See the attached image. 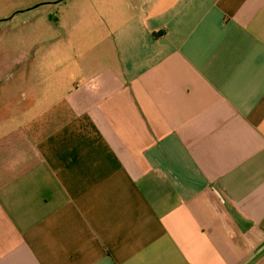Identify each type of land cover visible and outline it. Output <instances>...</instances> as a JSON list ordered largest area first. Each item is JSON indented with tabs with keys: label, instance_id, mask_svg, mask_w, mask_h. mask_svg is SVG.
<instances>
[{
	"label": "crops",
	"instance_id": "obj_1",
	"mask_svg": "<svg viewBox=\"0 0 264 264\" xmlns=\"http://www.w3.org/2000/svg\"><path fill=\"white\" fill-rule=\"evenodd\" d=\"M91 17L79 81L0 95V264H264V0Z\"/></svg>",
	"mask_w": 264,
	"mask_h": 264
},
{
	"label": "rangeland",
	"instance_id": "obj_2",
	"mask_svg": "<svg viewBox=\"0 0 264 264\" xmlns=\"http://www.w3.org/2000/svg\"><path fill=\"white\" fill-rule=\"evenodd\" d=\"M89 1L0 0V95L2 100H13L10 112H15L16 91L23 87L25 81L21 76L27 69L29 78L24 85L29 88L33 87L36 78L32 75V71H36L32 67L43 68V64L47 79L60 72L74 82L80 80L73 76L78 65L76 58L94 43V34L90 31H95V18L91 17L87 28L76 26V20L84 3ZM85 33L90 38L82 39L81 35ZM19 66L23 68V74L17 76ZM51 67L53 69H49Z\"/></svg>",
	"mask_w": 264,
	"mask_h": 264
}]
</instances>
